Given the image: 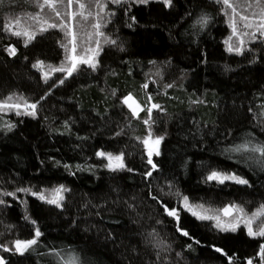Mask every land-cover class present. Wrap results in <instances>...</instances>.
<instances>
[{
	"label": "trees",
	"instance_id": "16d2710c",
	"mask_svg": "<svg viewBox=\"0 0 264 264\" xmlns=\"http://www.w3.org/2000/svg\"><path fill=\"white\" fill-rule=\"evenodd\" d=\"M80 2L85 9L78 3L69 8L65 0L56 18L48 8L41 12L37 0H0V101L13 96L14 102L23 97L37 103L35 116L0 112V192H16V198L0 195V246L12 249L0 247V258L5 264H67L73 257L77 264H229V258L231 264L249 258L259 264L264 238L249 237L244 225L218 230L215 221L184 210L175 193L213 210L239 205L249 216L264 205V156L251 151L264 146V36L238 33L242 54L227 51L225 41L231 37L236 45L239 37L225 14L230 10L216 0H171L170 6L164 0H101L103 11L95 0ZM233 3L241 14L259 16L255 0ZM80 11L86 20L71 18ZM37 14L67 22L77 34L78 54L99 41L97 68L80 65L60 84L65 73L47 65L67 63L70 52L61 44L71 48V37L58 29L40 33V23L29 19ZM203 15L209 17L206 26L198 23ZM17 18L22 23L15 30L37 33L27 47L26 37L4 30ZM97 22L103 36L92 26ZM38 60L42 70L33 67ZM129 94L146 108L160 106L149 124L147 111L137 119L122 103ZM19 102L21 113L31 111ZM149 131L153 140L163 137L159 155L153 151L151 157L155 169L141 142ZM241 145L247 150L230 151ZM99 152L123 154L125 168L109 170ZM212 171L248 183L208 181ZM61 185L68 189L61 207L16 191ZM162 205L177 209L179 224ZM37 227V245L18 254L13 242L32 239Z\"/></svg>",
	"mask_w": 264,
	"mask_h": 264
},
{
	"label": "snow or ice",
	"instance_id": "6c2138e0",
	"mask_svg": "<svg viewBox=\"0 0 264 264\" xmlns=\"http://www.w3.org/2000/svg\"><path fill=\"white\" fill-rule=\"evenodd\" d=\"M67 6L71 8L74 3H78L79 9L83 10L86 8V5L80 0H66ZM124 0H111V3L114 4H121ZM139 3H147V0H138ZM217 3L221 4L225 10H230V13L226 11L225 14L229 15L230 19V27L232 28L233 35L237 34V21L236 17L239 16V20L242 22V27L244 29H252L254 27V21H258L255 23V31H244L242 35L251 36L253 39L257 36V33H259L261 36H264V3H262V0H255V4L257 7H259V16H257L256 11H252L250 15H244L237 11V6L233 3V0H216ZM65 3V0H37V6L39 7L40 11L43 12L45 8H48L51 10L56 18L61 17V13L58 10V5ZM164 3L166 6H170L171 0H164ZM95 6L99 8L101 11L104 10L107 5L105 3H102L101 0H95ZM248 8L252 7V4L249 3ZM247 11V8L245 9ZM72 19H75L76 15L82 16L85 20L88 18L84 15L83 11L80 12H73L70 14ZM88 15L90 16L91 13L89 12ZM99 15V13H97ZM29 19L37 21L40 23L39 32L43 33L48 31L49 29H58L60 31L64 32V35L70 36L71 40L69 43L71 44V48H69L68 44H61V47L64 48L66 53H71L70 55H66L65 61L67 63H61L60 66L54 67L53 65H47V67L51 70V72H59V73H65V76L63 79H60L59 83L63 84L64 80L68 77H71L74 72L78 71L79 65H87L88 67L95 70L98 66V60H96V57L99 56V41L96 42L97 48H91L88 46H85L82 48V52L85 54H78L77 49L80 47L78 44V37L75 31L69 26V24L63 20L59 24L55 22H49L48 20H41V17L37 15L30 16ZM209 17L207 15H203L200 17L198 23L201 26H206L208 23ZM22 23V20L17 18L14 21H9L7 24L4 25V30L11 33V35L20 37L23 35L26 37L25 41V47H27L28 43H30L32 40L35 39L36 32L31 31L30 28H25L22 30H15L14 26H19ZM46 25V26H45ZM93 28H95L96 35L103 36L104 33L100 31L101 24L95 23L92 25ZM90 35V34H89ZM231 37H229L228 40L225 41V44L228 45L227 51L229 52H235L237 55L242 54L243 49L242 45L244 43L243 40L239 41V44H232ZM112 44H115V40L107 41ZM9 55L14 56L16 54V49L14 47H9L7 49ZM93 53L91 56H87L86 53ZM33 67L42 70L44 68V62L43 61H37L35 64H33ZM42 78L45 82L48 81L50 78L48 72L42 73ZM170 86V85H169ZM142 87L147 88L148 85L144 84ZM149 101H151V96L148 97ZM19 101H23V107L26 109H30L31 111L21 113L19 109L21 108V103ZM122 103H124L129 110L132 113V116L134 118L140 119V112L147 111L149 119H145L144 123L149 124V121L152 116V110L153 109H159L160 106L158 104L153 103L150 108H146L145 106L141 105L131 94L126 96ZM4 109H17L16 114H27V115H33L35 116V110L37 109V103H29L27 100H24L23 97H16V102H14L13 96H8L7 99L0 101V111ZM12 126L9 125V128ZM163 137H156L154 140L152 139V133L149 131L148 136L145 137L141 142L148 147V163L152 165L153 169H155V164H153L152 161V155L153 151H155L156 155H159V144ZM154 145L155 147H149V145ZM241 150H247V145H241L237 146L235 148L230 149V151H241ZM253 152H260L262 156H264V146L261 147H254L251 149ZM99 157H102L108 161L106 164V167L109 168V170L115 171L117 169H123L125 168V165L123 163V154L120 155H113L111 153H105V152H99L97 153ZM115 162V163H114ZM151 171L146 173V175L151 176ZM208 181H216L220 184L225 183V181H232L237 184H247L248 181L246 179H243L235 174H226L218 171H212L206 178ZM17 192L30 194L37 199L44 201L47 204L55 205L56 207H61V201H63L64 196L63 193L68 191L63 185L53 188L51 190H46V192H33L30 188H18L16 190ZM0 195L2 196H11L13 198H16V192H0ZM175 195L180 198L182 201L181 207L184 208V210L188 211L196 217L199 220H213L215 221L214 227H216L218 230L222 232H228L232 231L235 232L237 227L240 225L241 222L244 223L245 227L247 228V235L252 238L262 237L264 238V219H261L258 224H256V227H253L254 222L261 216H264V205L260 207L256 212H254L251 216H249L243 207L239 205H229L224 207L223 209H216L213 210L211 208H206L203 204H191L189 202V198L187 196H181L179 192H176ZM153 199H156V197H153ZM4 203L3 200H0V204ZM26 203V201L24 202ZM164 212L168 215L173 217L177 224H179V212L176 208H169L167 205H162ZM223 213L225 216H232L233 212L237 213L236 216L233 217V220L230 222H222L221 216L219 213ZM25 219H29L27 216ZM33 224H35V221H32ZM178 231H181L182 235L187 236L188 233L178 227ZM42 235L40 229L37 227L34 231V236L32 239L28 240H20L17 239L13 242V248L14 250L20 254L23 255L26 251L31 249L34 245H37L40 236ZM3 247V246H0ZM12 249L8 247H3V251L8 252ZM217 252H222V249L216 248ZM257 256L260 258V264H264V243H261L259 245V250L257 253ZM0 264H5V261L3 258H0ZM67 264H77V258L73 257L67 261ZM229 264H231V258H229ZM246 264H253V259L249 258L246 261Z\"/></svg>",
	"mask_w": 264,
	"mask_h": 264
},
{
	"label": "rangeland",
	"instance_id": "374dc122",
	"mask_svg": "<svg viewBox=\"0 0 264 264\" xmlns=\"http://www.w3.org/2000/svg\"><path fill=\"white\" fill-rule=\"evenodd\" d=\"M254 28V27H253ZM238 29V31H237V34L236 35H238V37H239V41L241 40V38H240V36H239V34L238 33H243L244 31H247V29H244L242 26L241 27H238L237 28ZM237 37V36H236ZM71 54V53H70ZM91 55H93V53H89V54H87V56H91ZM80 66V65H79ZM1 112V111H0ZM150 146H153V145H151L150 144ZM148 148V147H147ZM148 150V149H147ZM115 156V155H114ZM105 162H106V164L108 163V161L105 159ZM115 163V162H114ZM226 174H230V173H226ZM220 214V216H221V220H222V222H225V223H227V222H230V221H232L233 220V217L234 216H236L237 215V213H235V212H233V215L232 216H225L222 212L221 213H219ZM264 216H261V217H259L255 222H254V224H253V227L255 228L256 227V224H258L259 223V221L263 218ZM240 225H244V223L243 222H241L240 223ZM239 225V226H240ZM245 226V225H244ZM260 264V263H259Z\"/></svg>",
	"mask_w": 264,
	"mask_h": 264
},
{
	"label": "water",
	"instance_id": "95a60500",
	"mask_svg": "<svg viewBox=\"0 0 264 264\" xmlns=\"http://www.w3.org/2000/svg\"><path fill=\"white\" fill-rule=\"evenodd\" d=\"M149 147H153V148H154L155 146H154V145H153V146H150V145H149Z\"/></svg>",
	"mask_w": 264,
	"mask_h": 264
}]
</instances>
